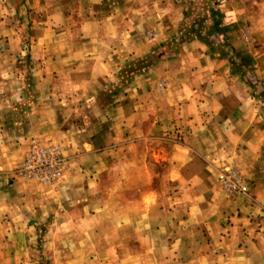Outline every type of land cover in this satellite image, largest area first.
Instances as JSON below:
<instances>
[{"label": "crops", "instance_id": "obj_1", "mask_svg": "<svg viewBox=\"0 0 264 264\" xmlns=\"http://www.w3.org/2000/svg\"><path fill=\"white\" fill-rule=\"evenodd\" d=\"M25 28L31 79L0 52V264H264V0H0V38ZM35 141L54 186L15 175Z\"/></svg>", "mask_w": 264, "mask_h": 264}, {"label": "built area", "instance_id": "obj_2", "mask_svg": "<svg viewBox=\"0 0 264 264\" xmlns=\"http://www.w3.org/2000/svg\"><path fill=\"white\" fill-rule=\"evenodd\" d=\"M67 168V161L58 147L43 145L35 141L30 146L25 159L15 169L17 177L37 181L41 184L54 186ZM222 186L230 193L245 195L248 187L237 169L226 168L218 175Z\"/></svg>", "mask_w": 264, "mask_h": 264}, {"label": "rangeland", "instance_id": "obj_3", "mask_svg": "<svg viewBox=\"0 0 264 264\" xmlns=\"http://www.w3.org/2000/svg\"><path fill=\"white\" fill-rule=\"evenodd\" d=\"M21 29V28H20ZM25 34L21 36V38H13V39H7V38H0V52L3 50H8L10 52V55H5V59L3 62L6 64L9 63V73L12 76V78H24V79H31L33 77V72L30 71V68L32 69V63H33V57L31 55V38L29 39L30 35H27V28L24 29ZM15 31L18 33L17 29ZM22 33V32H20ZM29 34V33H28ZM2 58V55L0 56V60ZM9 59V60H8ZM2 62V61H0ZM240 62V61H239ZM1 73V72H0ZM1 78V77H0ZM2 80V79H1ZM30 89V90H29ZM26 87V92L28 95H31L30 93L33 92L32 88ZM22 90V89H20ZM17 91V87L13 85H6V87L0 86V95H15ZM30 92V93H29ZM9 95V96H10ZM17 96V95H16ZM18 103L15 101V103H11V111L9 114L3 115V119H8V117L11 116L18 110ZM1 115V114H0ZM10 115V116H9ZM12 123V121H11ZM6 125V122H5ZM223 187V186H222ZM225 195L234 198L235 194H232L228 192L224 187ZM237 196V195H235ZM44 264V263H42ZM49 264V263H47Z\"/></svg>", "mask_w": 264, "mask_h": 264}]
</instances>
